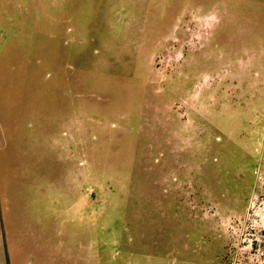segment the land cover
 Instances as JSON below:
<instances>
[{
  "label": "rangeland",
  "instance_id": "374dc122",
  "mask_svg": "<svg viewBox=\"0 0 264 264\" xmlns=\"http://www.w3.org/2000/svg\"><path fill=\"white\" fill-rule=\"evenodd\" d=\"M0 182L11 264H264V0H0Z\"/></svg>",
  "mask_w": 264,
  "mask_h": 264
},
{
  "label": "crops",
  "instance_id": "0c3cea01",
  "mask_svg": "<svg viewBox=\"0 0 264 264\" xmlns=\"http://www.w3.org/2000/svg\"><path fill=\"white\" fill-rule=\"evenodd\" d=\"M3 184L0 182V264H11V254L9 250V242L7 240V228L3 220V206L2 201L4 200ZM49 247V246H48ZM33 259V258H32Z\"/></svg>",
  "mask_w": 264,
  "mask_h": 264
}]
</instances>
